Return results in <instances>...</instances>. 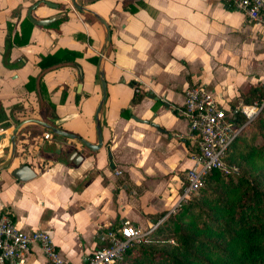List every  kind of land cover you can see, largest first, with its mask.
<instances>
[{
  "label": "crops",
  "instance_id": "0c3cea01",
  "mask_svg": "<svg viewBox=\"0 0 264 264\" xmlns=\"http://www.w3.org/2000/svg\"><path fill=\"white\" fill-rule=\"evenodd\" d=\"M34 1L0 0L1 105L18 122L41 119L37 91L25 87L30 76L41 75L55 105V116L49 119L96 143L94 113L101 88L95 74L104 26L73 9L70 0H49L65 8L41 3L33 16L63 11L67 18L57 27L33 24L26 44L7 49V23L12 33L19 32ZM77 1L110 28L100 60L106 83L99 113L102 144L90 151L75 139L52 134L48 140L60 143L61 150L44 151L45 139L40 143V138L45 130L26 123L17 133L13 159L0 169V213L7 212L21 230L48 232L64 264H82L106 244V232L123 221L148 229L157 213H167L174 205L194 147L187 119L179 111L187 87L212 91L229 115L244 103L241 92L255 86L264 90V33L223 0H142L145 6L134 12L121 9L120 0ZM63 48L81 56L39 69L40 55ZM130 82L145 93L134 106ZM17 123L0 129L5 133L0 164L8 156L10 131ZM71 149L82 155L78 165L65 162ZM29 154L34 163H25L36 175L18 181L11 170ZM21 264L50 263L33 244Z\"/></svg>",
  "mask_w": 264,
  "mask_h": 264
},
{
  "label": "trees",
  "instance_id": "16d2710c",
  "mask_svg": "<svg viewBox=\"0 0 264 264\" xmlns=\"http://www.w3.org/2000/svg\"><path fill=\"white\" fill-rule=\"evenodd\" d=\"M120 2L121 9L129 12H134L137 6H145L142 0ZM58 8L65 7L59 4ZM84 14L89 21H96L91 14ZM66 18L64 15L46 27H57ZM32 26L33 23L25 17L20 22L19 32L12 33L13 26L7 23L5 47L26 44ZM79 56L81 53L75 50L57 49L40 55L37 65L42 71L73 62ZM95 80L99 82L97 72ZM35 82L36 76H30L25 83L26 89L35 90ZM130 85L137 87L135 82ZM38 88L41 119L58 126L49 119L55 116V105L49 99L42 76L38 78ZM144 94L134 90L130 106L137 104ZM241 96L246 104L261 102L264 90L249 87L241 92ZM233 115L232 122L236 126L244 122L238 111ZM13 122L17 123L18 119H13L0 100V129ZM192 149H196L195 142ZM225 161L236 166L237 171L228 174L216 169L209 171L197 192L173 213H157L152 221L162 220L142 242L127 247L122 259L115 264H264V103L257 116L228 146Z\"/></svg>",
  "mask_w": 264,
  "mask_h": 264
},
{
  "label": "built area",
  "instance_id": "2783aa9c",
  "mask_svg": "<svg viewBox=\"0 0 264 264\" xmlns=\"http://www.w3.org/2000/svg\"><path fill=\"white\" fill-rule=\"evenodd\" d=\"M223 2L228 7L241 11L246 22L264 33V0ZM137 90L138 87L135 88V91ZM263 103L264 99L251 104L240 103L236 111L244 117V122L236 126L232 122L233 114L224 112L218 104V97L212 91L201 85H192L185 89L183 105L179 111L187 119V131L194 139L196 149L190 153L192 164L185 171V183L167 214L173 213L181 203L186 202L197 192L209 171L216 169L225 174L237 171L236 166L225 161L226 150L240 130L257 116ZM51 138L52 133L45 130L40 143ZM27 160L33 165L35 157L29 154L22 162ZM160 220L162 219L148 229H142L127 220L123 221L118 227L106 232V244L87 255L82 264L119 262L125 249L134 243L142 242ZM33 244H38L50 264H64L48 232L41 229L21 230L13 223L7 212L0 213V264H21L24 254Z\"/></svg>",
  "mask_w": 264,
  "mask_h": 264
},
{
  "label": "water",
  "instance_id": "95a60500",
  "mask_svg": "<svg viewBox=\"0 0 264 264\" xmlns=\"http://www.w3.org/2000/svg\"><path fill=\"white\" fill-rule=\"evenodd\" d=\"M41 3L47 5L48 7H52V8H57L59 5L56 2L49 1V0H36L33 3H31L29 5V7L27 8L26 17L33 24L38 25V26H47L50 23L61 19L65 15V12L61 11V12L55 13L49 17L35 18L32 14V11ZM70 5L73 9H75L77 11L86 12V13L91 14L99 23H101L104 26V29H105V40H104V44L102 47V51L100 53V59H99L98 67H97V73H98V78H99V83H100V88H101V96H100V99L97 103V106L95 108V113H94V127H95V133H96V143H91V142L85 140L84 138L80 137L77 134L63 130L58 126H55V125L48 123L46 121H43L41 119L29 117V118L23 119L22 121L18 122L11 129L8 156H7L6 160L2 164H0V169L6 167L11 162V160L13 159L14 154H15V149H16L17 133H18L19 129L21 128V126L26 124V123H34V124L40 126L41 128L51 132L53 135H56V136H62L65 138L75 139V140L79 141L85 148L89 149L90 151L97 150L102 144V132H101V123H100V119H99V113H100L101 108H102V106L105 102V99H106V83H105V79H104L103 70H102L101 65H100V60H101L102 56L104 55L105 50H106L108 43L110 41V28H109L108 23L105 21V19H103L95 11L81 5L77 0H70ZM54 66H56V65H54ZM40 76L41 75L36 77V82H35V89L37 91L38 97H39L38 78ZM3 137H5V133H0V139ZM41 148L44 151L60 152L61 144L58 142L52 141V140H45L42 143ZM81 160H82V155L80 154V152L77 151V149H71L68 152V154L66 155V161L71 162L75 165H78ZM11 175L15 179H17L18 181H27V180L35 177L36 173L28 163H25V161H23V162H21V164H19L18 166L14 167L11 170Z\"/></svg>",
  "mask_w": 264,
  "mask_h": 264
}]
</instances>
